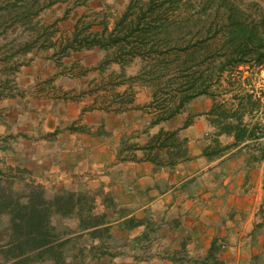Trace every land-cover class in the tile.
I'll list each match as a JSON object with an SVG mask.
<instances>
[{
  "label": "crops",
  "instance_id": "1",
  "mask_svg": "<svg viewBox=\"0 0 264 264\" xmlns=\"http://www.w3.org/2000/svg\"><path fill=\"white\" fill-rule=\"evenodd\" d=\"M73 58L89 70L100 59L97 50ZM56 73L53 62L36 57L17 73L15 96L0 99V140H9L0 151H12L0 168L7 169L14 190L17 183L33 180L47 192L90 196L93 207L87 214L93 224L81 225L79 233L88 241L84 245L91 249L90 261L264 264L256 260L255 251L249 257L239 255L243 244L249 249L263 236L257 216L264 208V161L250 162L243 145L222 155H205L213 129L205 114L211 100L200 97L189 105L188 111L198 116L179 130L187 141L184 160L171 163L166 155L154 163L141 150L123 153L136 159H119L122 141L143 145L161 126L179 128L181 116L150 127L142 109H96L85 91L80 93L85 77L54 78L49 85L68 96L51 92L45 84ZM145 103L134 101L140 107ZM219 141L224 147L234 140L223 135ZM79 224L75 220L71 229L78 231Z\"/></svg>",
  "mask_w": 264,
  "mask_h": 264
},
{
  "label": "trees",
  "instance_id": "2",
  "mask_svg": "<svg viewBox=\"0 0 264 264\" xmlns=\"http://www.w3.org/2000/svg\"><path fill=\"white\" fill-rule=\"evenodd\" d=\"M67 1L47 0L41 6L40 0H4L0 3L1 16H9L11 19L8 25L7 21H0V38L4 41L0 45V64H3V69L13 70L7 66L12 58L17 59L14 67H18L22 65L19 63L21 56H40L53 62L58 70L45 84L49 85L52 79L62 75L85 77L88 74L90 70L81 66L80 61L64 62V59H71L76 53L90 50L104 53L93 67V70L100 71L109 63L126 65L134 59H140L144 63L142 71L130 79L141 81L142 85L150 88V102L141 107L136 106L134 93L127 90L115 95L112 100L105 99L99 103L95 98L92 106L112 113L142 109L151 116L150 127L162 125L183 114L186 118L176 129L168 130L161 126L155 134L148 136L143 145L122 141L119 159H136L132 154L123 153L141 150L145 152V159L154 163L162 162L166 155L171 163L184 160L187 141L181 139L179 130L187 128L194 117L198 116L188 109L200 97H211V108L205 114L210 125L218 128L216 136L226 135L234 140L232 145L222 149L218 148L219 141L214 140L216 150L213 146L208 148L204 152L207 157L222 155L230 148L262 138L264 132L262 126H259L260 122L256 120L250 124L245 117L259 107L264 91L260 90L261 96L255 100H252V96L246 99L234 95L238 98L236 107L232 102L227 103V100H216L229 90H212L215 86L219 87L225 73L230 76L228 85L234 87L238 80L235 74L241 65L264 64V20L258 17L250 19L235 3L236 0H210L198 7L181 4V0H137L130 3L123 14L115 19L112 28H109L106 15L96 11L91 12L95 18L90 21L84 20L88 15L80 16L69 32H61L55 26L58 22L50 26H39V20L36 19L43 10ZM88 1L74 0L71 7H83ZM67 12L61 20L67 18ZM101 16H104L102 20L94 21ZM18 25H28L30 33L27 35ZM96 25H100L101 29H93ZM14 28L16 33L12 32ZM193 30H196L199 37L189 36ZM203 30L210 35L202 36L200 32ZM9 36L12 38L9 39ZM14 45L19 49L5 52ZM213 47L215 49L210 51ZM50 50L52 52L49 54ZM111 78L98 85H95L97 80H90L87 83L88 87H93L90 92L97 93L105 89L107 84L116 85ZM14 90V80L0 83V99L15 96ZM57 90L61 96H68L60 88L57 87ZM254 148L259 154L250 153L249 161H264V144L258 143ZM164 150V155L160 154ZM12 184L13 180H8L7 189L0 188V219L7 217L9 222L6 228L8 242L0 244V264L75 263L73 259L76 250H73V246L79 248L81 242H85L84 235L79 233L83 231L82 227L93 224L89 223L90 215L86 213L93 207L90 196L73 191L49 196L40 185H27L23 191H17L13 190ZM79 203L82 204L81 211L75 209ZM68 217L80 219L78 231L59 228L57 222ZM92 252L96 253L95 250ZM69 259L72 263L68 262Z\"/></svg>",
  "mask_w": 264,
  "mask_h": 264
},
{
  "label": "rangeland",
  "instance_id": "3",
  "mask_svg": "<svg viewBox=\"0 0 264 264\" xmlns=\"http://www.w3.org/2000/svg\"><path fill=\"white\" fill-rule=\"evenodd\" d=\"M3 1L4 0H0V3H2ZM73 1L74 0H68L64 4H55L53 6L48 7L47 9L43 10L39 14L38 18L36 19V20H39V26H43V25L44 26H48V25L50 26V25L58 22L57 24H55V26L58 27L61 32H67V31H69L70 27L73 26L74 21L78 20V18L84 14L88 15L87 18H84L85 21L93 20L95 18V16L91 12L96 11V12H102V15H106V18L109 20V28H112V25H113L115 19H118L123 14V12L125 11V8L130 3H132V2L135 3V1H137V0H90V1L86 2V5L83 7H73L72 8L71 6L73 4ZM209 1L210 0H181L180 3L181 4L187 3V5H189L191 7H198V6L205 5ZM46 2H47V0L46 1L40 0L39 4L41 6V4H45ZM235 3L238 6H240L241 10H243L245 13H247L246 15L250 16V19L253 17L254 18L258 17L259 19L264 20V0H236ZM67 11H69V12H67ZM66 12L68 13L67 18H65L64 20H61V17H63L64 14L66 16ZM103 17L104 16H101L94 21L98 22V21L102 20ZM0 21H7L6 25H8V24H10L9 22L11 21V19L9 16L2 17L0 14ZM27 27H28V25H23V26L18 25V28H20L21 30H25V32L28 35L30 33V30H27ZM96 28L101 29L100 25H96L93 27V29H96ZM15 29L16 28H14L12 30V32H15ZM212 32H213V30H212ZM200 34H202V36H204V37L208 34L210 35V33L207 34V32H205V30H203V32L201 31ZM195 35L197 36V32H196V30H193L189 36L193 37ZM197 37H199V36H197ZM8 38L11 39L12 37L9 36ZM8 38L6 37V40H8ZM194 40H195V37L192 39V42ZM3 43H4V41L2 40V38H0V45ZM210 44H212V43H210ZM212 45L214 46L215 44H212ZM15 49H19V48L14 45L12 48L6 50L5 52L14 51ZM214 49H215L214 47L210 48V51H212ZM51 52H52V50L49 51V54ZM25 55H26L25 58H23V56H21L19 59V63L22 65L24 64L23 66L29 65L31 62L35 61L36 57L32 58L31 54H28V55L25 54ZM98 55L100 58H102L104 56V53L98 52ZM38 57H40V56H38ZM31 58H32V60H31ZM16 60L17 59L12 58L7 64V66L12 67L13 70L6 69V68L3 69L2 68L3 64H0V66H1L0 67V83L10 81V80L15 81V79L17 77V73L20 71V68L22 67V65L18 66V67H14L15 62H17ZM74 61H80L81 66L83 65L81 60L78 58L64 59V62H67V63H71ZM143 66H144V63H142L140 61V59H134L126 65L125 64L120 65V64H116V63H109V64H106V67L104 68V70H101V71L98 69L90 70V72L85 76V78L82 79V82H81L82 87H80V90L85 91L86 94L88 95V97H90L92 101L95 98H97V102H99V103L104 102L105 99L106 100H112L115 97V95L126 92L127 90L132 91L134 93V98L138 99L140 102H146V103L150 102L151 101L150 88H148V86L142 85L143 83L141 81H137V80L133 81L130 79V78H133V77L139 75V73L142 71ZM39 68H41V67H38L36 69L39 70ZM237 70L238 71L235 74V76H237L238 80H237L236 84L234 85V87H231L230 85H228V80H229L230 76L228 73H225L222 80L219 82V84H220L219 87L215 86L212 88L213 91H217V92L222 91L224 89L229 90V92L227 94H225L224 96H221V98L218 97L216 100L217 101H221L222 99L227 100V103L232 102V104H234V106H236V107L238 104V98L239 97H245L246 99H248L250 96H252V100H255V98H257L258 96H261L260 90L264 91V64H262L261 66H258L256 63L245 64V65H241ZM18 78H19V75H18ZM110 78L113 81L112 83L116 82V85L115 84H107L105 86V89H101L97 93L93 94L92 92H90V90L93 89L92 85H90V87H88L89 84H87V83L90 82V80H92V79L97 80V83L95 85H98L99 82L101 83L102 81L108 82V80ZM40 79H43V78L40 77ZM85 85L87 87H85ZM50 89H51L50 90L51 92L58 91L57 89H55V87H52V86L50 87ZM230 89H232V90L230 91ZM58 93H60V92H58ZM58 93H57V95H58ZM234 95H236L238 98L233 97ZM208 99L211 100V97H209ZM249 110H251V108H249ZM146 114L148 115V113H146ZM148 118L151 119V116L148 115ZM185 118H186V115L183 114L181 116V118H179L180 119L179 124H182L184 122ZM245 119L247 122H250V124H254L256 120L258 122H260L259 126H262L261 128L264 132V98L263 97H261V99H260L259 107L254 108L252 113H248L247 117H245ZM135 125H136V123L133 124L132 126H129L128 129L134 128ZM250 127H251V125H250ZM217 133H218V128L213 127L212 131L207 136V142L209 141V144H210L209 146L210 147L213 146V148L215 150H216V147H215L216 145H214V143H215L214 140L219 141V138L221 136H223V135H221V136L217 137L216 136ZM221 140H223V139H221ZM8 143H9V140H7V137L0 140V145H2V146H7ZM219 143H220V141H219ZM247 143L248 144H246V145L242 144L244 146L243 149L246 151V154L251 153V155H252V154H254V152L256 155L259 154L257 151H255L254 147L258 143L264 144V134L260 140L254 141V142L248 141ZM219 145H220V147H218V148L222 149L223 146L221 145V143ZM245 146H248V148ZM219 153H222V152L220 151ZM6 154L11 155L12 151H9V152L8 151L7 152L6 151H4V152L0 151V161L4 160V158H5L4 156H7ZM251 155H250V157H251ZM8 176L9 175L7 173V169L4 168L3 166H1V168H0V188L1 189H7L8 180H9ZM27 185L36 186L38 184L34 183L33 180L28 181V182H19L15 185L17 188L16 190L17 191H23L27 187ZM63 193L66 194V193H68V191L58 193V192H52L51 190H49L47 192V194L49 196H53V195H57V194H63ZM87 203H88V201H87ZM81 207H82V204L79 203V205H77L75 209L81 211ZM84 212H86V211H84ZM257 217H258L257 220H259L261 222V223L260 222L259 223L261 225H264V208H262L259 211ZM75 220L78 223L80 221L79 218H76ZM75 220L73 219V217L72 218L68 217V218H64L63 220L57 222V224H58L59 228H61V230L63 228L65 229L66 227H67V229L73 228ZM8 226H9L8 218L2 217L0 219V244H2V245L8 242V233H7V229H6ZM259 232L261 234H263V236H261L262 238L260 237V239H257L254 242L252 239L251 241L255 245H253V246L251 245L249 249L246 247V244H243L245 246L240 247L239 255L249 257L250 255H252L251 252L255 251V253H258L256 255V260L259 259V261L260 260L264 261V226L259 230ZM87 242L86 241L81 242V246L79 248H76V246H75V248H76V251L74 253L75 257L73 256L74 257L73 261L75 263H72V261L70 259L68 261L69 263H72V264H101V263H94V262L90 261L92 253L89 250H91V249H87L84 245ZM94 254H95V252H93V255ZM102 264H125V263L108 262V263H102Z\"/></svg>",
  "mask_w": 264,
  "mask_h": 264
}]
</instances>
